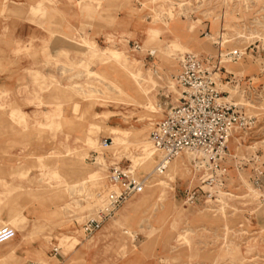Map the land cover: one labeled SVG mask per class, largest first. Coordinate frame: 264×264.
Segmentation results:
<instances>
[{
	"label": "rangeland",
	"instance_id": "1",
	"mask_svg": "<svg viewBox=\"0 0 264 264\" xmlns=\"http://www.w3.org/2000/svg\"><path fill=\"white\" fill-rule=\"evenodd\" d=\"M233 48L242 56L222 64L218 86L255 123L228 143L220 201L189 205L184 191L200 176L191 156L176 159L175 178L137 164L154 153L149 131L177 102L171 80L180 55ZM104 137L111 145L102 147ZM113 164L134 169L145 187L84 235ZM258 167L264 171V0H0V225L16 231L0 243V264H38V246L51 264H65L75 247L79 264H264ZM38 200L52 209L45 218L27 211Z\"/></svg>",
	"mask_w": 264,
	"mask_h": 264
},
{
	"label": "built area",
	"instance_id": "2",
	"mask_svg": "<svg viewBox=\"0 0 264 264\" xmlns=\"http://www.w3.org/2000/svg\"><path fill=\"white\" fill-rule=\"evenodd\" d=\"M134 48L140 47L135 44ZM241 56L242 51L237 48L219 51L214 57L184 51L178 60L179 70L175 76L179 88L177 102L149 131V140L157 157L154 166L157 175H162L170 161L177 157L185 154L193 156L191 161L200 170V176L197 185L184 191V202L189 205L220 201L218 198L227 174L228 143L236 130L250 128L255 123L254 118L239 103L227 99L218 86L222 79V64L234 62ZM111 143L109 137L101 140L102 147ZM107 181L109 188L102 196V207L81 224L84 235L95 232L129 197L142 192L146 183L145 177L120 164L111 165ZM263 182L264 171L258 167L254 183L261 187ZM15 232L9 225H0V243L11 240ZM59 251V246L54 245L49 252L56 256Z\"/></svg>",
	"mask_w": 264,
	"mask_h": 264
},
{
	"label": "crops",
	"instance_id": "3",
	"mask_svg": "<svg viewBox=\"0 0 264 264\" xmlns=\"http://www.w3.org/2000/svg\"><path fill=\"white\" fill-rule=\"evenodd\" d=\"M180 27H179V31L181 32V34L179 35L180 37H187V34H186V32L183 30L184 28L182 27V25H179ZM173 35V34H172ZM207 35H208V33H207ZM220 50H223L222 48H219ZM218 49V51H217V53L215 54V55H204V56H202V55H200V54H198V55H200V56H202V57H214V56H216L217 54H218V52L220 51ZM108 51H109V53L112 55V52L111 51H116V50H113V49H108ZM191 51V50H190ZM194 52V51H193ZM196 53V52H195ZM224 63H226V62H224ZM112 68H113V74H114V76H113V78H112V83L116 86V85H118L119 86V61H116L114 64H113V66H112ZM105 72V71H104ZM172 81V83L174 84V87L176 88V82L172 79L171 80ZM239 83V81H237V84ZM117 87V86H116ZM129 91V90H128ZM178 90L176 89V91L175 92H177ZM130 92V91H129ZM233 100V99H232ZM234 101V100H233ZM166 111V110H165ZM164 111V112H165ZM164 114V113H163ZM163 116V115H162ZM161 116V117H162ZM160 117V118H161ZM159 118V119H160ZM78 136H81L80 134H78ZM225 164L227 165V172H228V156H227V159H226V162H225ZM199 181V180H198ZM226 181V176L224 177V183H223V187H224V185H225V182ZM197 185V184H196ZM195 186V185H194ZM193 187V186H192ZM222 187V188H223ZM139 194V193H138ZM136 195V194H135ZM36 203V204H35ZM47 205V204H46ZM10 209L11 208H9L8 210H7V214H6V218L5 219H2V220H4V221H6V220H8L10 217H11V213H10ZM27 211H28V213L30 214V215H33L34 216V218H37V219H39V218H45L49 213H51V211H52V209H49V208H46V207H43V206H41L40 205V203H39V200L38 201H36V202H32L31 203V207L30 208H27ZM22 216L23 217H25V219L26 220H28V217L22 212ZM16 233V232H15ZM8 242V241H7ZM41 245V244H40ZM43 245V244H42ZM44 246V245H43ZM60 248V247H59ZM75 249H76V247H75ZM75 249H71V251L70 252H65V254H66V263L65 264H79L80 262H81V259L79 258V257H76V256H74V254H73V252L75 251ZM43 249H42V247H40L39 248V246L34 250V252H33V256L37 259V263L38 264H51L50 262H49V259H48V256L42 251ZM51 250V248L49 249V251ZM60 255V251H59V253H58V256ZM52 256V255H51ZM57 256V255H56ZM56 256H52V257H56Z\"/></svg>",
	"mask_w": 264,
	"mask_h": 264
},
{
	"label": "bare ground",
	"instance_id": "4",
	"mask_svg": "<svg viewBox=\"0 0 264 264\" xmlns=\"http://www.w3.org/2000/svg\"><path fill=\"white\" fill-rule=\"evenodd\" d=\"M126 68V67H125ZM126 72H127V74L131 77V78H133V79H135L136 78V74L134 73V71H132V70H128V69H126ZM175 81V80H174ZM137 82V81H136ZM176 82V81H175ZM171 85L174 87V84L172 83V81H171ZM175 88V87H174ZM176 89V88H175ZM227 99H228V97H227ZM237 131H239V130H236L235 131V133L237 132ZM125 134L126 133H124V131H121V129L119 130V143L120 142H123L125 139H124V137H125ZM143 134H145V131H138V133H136V135H137V137L138 138H142V139H144L141 135H143ZM233 136V135H232ZM187 157H189L190 158V156H191V158H193V156L192 155H190V154H185ZM154 156H155V152L154 153H152V155L150 156V158H148V160H146V161H144V162H142V163H138L137 165H139V167L142 169V170H145V171H147L149 174L154 170V167H153V163L154 162H156V160L154 159ZM179 157H181V156H179ZM179 157H177V158H179ZM176 158V159H177ZM176 159H174V160H172V161H170V163L168 164V167H167V169H166V171L164 172V174H162V175H165L166 173V175H169V177L170 178H175L176 177V175H177V171H178V161L176 162ZM154 161V162H153ZM168 169H169V171H168ZM168 171V172H167ZM153 180H157L156 179V177L155 178H153ZM151 181V180H150ZM149 181V182H150ZM147 182V181H146Z\"/></svg>",
	"mask_w": 264,
	"mask_h": 264
}]
</instances>
